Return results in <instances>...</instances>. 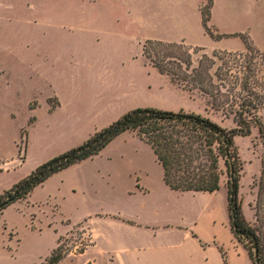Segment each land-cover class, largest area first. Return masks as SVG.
I'll use <instances>...</instances> for the list:
<instances>
[{"label":"rangeland","instance_id":"rangeland-1","mask_svg":"<svg viewBox=\"0 0 264 264\" xmlns=\"http://www.w3.org/2000/svg\"><path fill=\"white\" fill-rule=\"evenodd\" d=\"M168 1L182 0H0V194L42 163L82 144L93 128L110 125L124 107L182 109L207 116L227 129L235 127L232 116L215 111L207 95L189 91L186 82H172L142 56L144 42L151 40L146 38L150 31L142 25L145 18L141 16L142 23L135 24L133 14L145 5ZM213 1V20L220 25L228 22L230 26L225 28L244 34L253 43L251 51L204 52L178 44L182 53L190 54L193 68L203 57L211 60L209 73L222 93L229 90L233 95L246 87L263 102L257 111L262 131L258 124L252 125L249 135L234 139L243 164L238 198L245 220L255 225L256 183L264 157V0ZM206 3L203 0L202 7ZM169 66L172 71L179 70L175 64ZM217 68L221 71L215 77ZM57 99L60 109L49 113L50 107L58 105ZM109 103L114 110L96 115ZM108 155L88 160L67 174L69 178L100 179L98 193L91 199L82 191L83 196L55 199L32 208L21 200L0 214V264H48L57 255H61L60 264H91L78 254L91 245L86 224L69 226L58 240L57 234L64 230L59 226L61 217L73 222L93 212L115 210L116 202L105 196L101 179H109L126 194L149 180L156 189L159 181V166L148 146L137 138L126 135ZM206 194L181 200L160 194L155 218L177 222L182 217L191 224L202 206L206 218L199 229L212 236L219 228L218 243L223 245L217 247L225 253L226 264L228 257L245 256L248 260L228 231L224 184L212 196ZM42 197L38 190L26 199L32 203ZM175 235L171 239L180 240ZM56 241L60 248L51 251ZM211 244L217 245L215 240Z\"/></svg>","mask_w":264,"mask_h":264},{"label":"trees","instance_id":"trees-1","mask_svg":"<svg viewBox=\"0 0 264 264\" xmlns=\"http://www.w3.org/2000/svg\"><path fill=\"white\" fill-rule=\"evenodd\" d=\"M206 1V5L200 8L205 33L214 40L224 37L239 38L244 50L250 52L253 43L248 42L244 34L212 33L208 23L213 2ZM181 48L183 47L178 43L146 40L142 47V56L159 74L169 76L172 82H186L189 84V91L196 89L207 95L209 104L215 111L232 116L234 128L227 129L207 116L182 109H132L95 132L79 146L42 163L27 177L0 194V214L14 203L25 200L52 175L97 156L117 136L129 131L150 147L162 169V181L170 190L179 193L213 194L224 184L229 232L246 252L251 264H264V157L261 159V171L256 183V224L251 225L243 216L238 198L243 164L234 140L236 136L249 135L252 125L258 124L259 131H262L257 111L263 102L246 87L240 88L243 94L239 92L232 95L229 90L222 93L219 85L212 82L213 78L209 73L213 66L211 60L203 57L197 67L193 68L190 54L188 51L182 53ZM166 56L167 60L164 59ZM169 64H175L179 70L172 71ZM220 71L221 68H217L214 76L218 77ZM59 248L58 246L56 250ZM218 251L223 264H226L225 253L220 247ZM83 252L84 250L78 254Z\"/></svg>","mask_w":264,"mask_h":264},{"label":"crops","instance_id":"crops-1","mask_svg":"<svg viewBox=\"0 0 264 264\" xmlns=\"http://www.w3.org/2000/svg\"><path fill=\"white\" fill-rule=\"evenodd\" d=\"M202 5L203 0L168 1L165 3L158 2L156 4L145 5L144 9L142 7L137 8L138 10H135L133 14V20L135 24H140L142 23L141 16L145 18L142 25L148 27L150 31V34L146 36L147 39L165 43H183L191 48H201L204 52L243 51L244 45L239 38L224 37L214 40L205 33L200 13ZM215 6L216 1H213L208 26L213 29L215 34L218 35H233L237 33L233 29L225 28L230 26L228 22L220 25L213 20ZM235 40H238V42ZM57 102L58 105L53 109L50 107L49 113H53L55 110L60 109L59 99H57ZM135 108V106L124 107L123 110L117 113L110 123L120 118V116L127 111ZM112 110H114V106L109 103L106 106V109L99 111V114L97 113L96 115H100L99 117H101L103 116V113L111 112ZM98 130H100V128H93L90 130L82 142L86 141L89 136L93 135ZM126 135L131 136V138H137L133 132L128 131L122 133L111 141L97 156L84 160L52 175L40 186L36 187L28 195V197H26L27 199L31 198L39 190L43 192L42 198L35 199L32 203L27 202V199L24 201L30 208L33 206L38 207V205L44 206L47 203L53 202L55 199L64 200L66 198H74L78 194L83 196L85 194L80 193L82 191H85L89 196V199H91L98 193L96 187L100 185V179H87L79 175L69 178L67 174L76 170L88 160L102 157L108 158L109 150ZM148 148L150 149L149 146ZM150 152L152 159H154V162L158 165L151 149ZM101 180L103 181V186L105 187V196L107 195L111 202H116L115 210L112 212L108 211L103 214L93 212L91 215L87 216L86 219L80 221L73 220V222L61 217V220L68 221L69 225L63 224L61 220L59 223V226L64 228V230L62 233L57 234V238L64 236L67 233L69 226L73 224H86L91 245L85 248L83 254H79L80 256L85 257V263L223 264L217 247L219 245H223L218 243L220 232L219 228L218 230L217 227L215 228L214 235L212 234V236H207L199 229L198 226L200 222L206 218V208L201 206L202 210H200L201 212H199L196 222L191 224H188L181 216L177 222H172L167 217L158 222L155 218L156 214L153 213L157 209V202L160 194L176 196L177 199L181 200L185 196H191V198H194L199 195H204V193H179L170 190L162 181V169L160 166L159 181L157 182L156 189L151 188V180H149L147 183L142 185L137 184L134 189L130 190L126 194L111 183L109 179ZM206 195L212 196L213 194ZM138 198L148 199V202L134 203L133 200ZM20 203L21 202H16L10 207H15ZM82 206L83 205L80 207ZM214 207H216V203L213 208ZM5 210H3V212ZM141 213L144 214L145 217H142L140 215ZM52 220L53 219L50 221ZM53 225L56 227L55 222H53ZM173 235H179L178 237H180V240H172L171 237ZM214 240L217 245H209V243H213ZM56 247L57 241L54 243L51 251ZM101 260L104 261V263L101 262ZM245 263L251 264L249 259L247 260L245 256L243 258L238 256L236 258L228 257V264Z\"/></svg>","mask_w":264,"mask_h":264},{"label":"water","instance_id":"water-1","mask_svg":"<svg viewBox=\"0 0 264 264\" xmlns=\"http://www.w3.org/2000/svg\"><path fill=\"white\" fill-rule=\"evenodd\" d=\"M60 259H61V255H57L53 259H51V261L48 264H56L60 261Z\"/></svg>","mask_w":264,"mask_h":264},{"label":"built area","instance_id":"built-area-1","mask_svg":"<svg viewBox=\"0 0 264 264\" xmlns=\"http://www.w3.org/2000/svg\"><path fill=\"white\" fill-rule=\"evenodd\" d=\"M56 264H60V263L58 262V263H56Z\"/></svg>","mask_w":264,"mask_h":264}]
</instances>
